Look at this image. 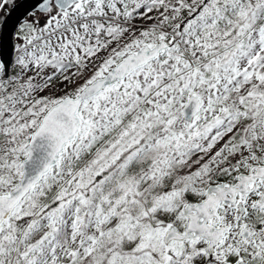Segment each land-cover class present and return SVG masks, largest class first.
Masks as SVG:
<instances>
[{"label":"snow or ice","instance_id":"6c2138e0","mask_svg":"<svg viewBox=\"0 0 264 264\" xmlns=\"http://www.w3.org/2000/svg\"><path fill=\"white\" fill-rule=\"evenodd\" d=\"M0 264H264V0H0Z\"/></svg>","mask_w":264,"mask_h":264},{"label":"water","instance_id":"95a60500","mask_svg":"<svg viewBox=\"0 0 264 264\" xmlns=\"http://www.w3.org/2000/svg\"><path fill=\"white\" fill-rule=\"evenodd\" d=\"M19 2V0H18ZM27 5L21 6L12 12L11 16L8 19L7 30L11 31L12 27L15 25L17 20L22 16L25 12Z\"/></svg>","mask_w":264,"mask_h":264}]
</instances>
